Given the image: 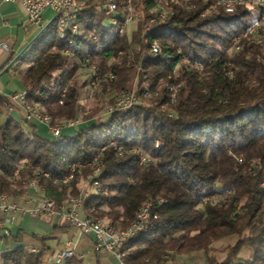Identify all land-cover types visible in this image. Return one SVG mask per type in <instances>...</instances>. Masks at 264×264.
Masks as SVG:
<instances>
[{
    "label": "trees",
    "instance_id": "trees-1",
    "mask_svg": "<svg viewBox=\"0 0 264 264\" xmlns=\"http://www.w3.org/2000/svg\"><path fill=\"white\" fill-rule=\"evenodd\" d=\"M80 1L78 33L67 30L62 38L52 18L9 69L26 87L25 101L41 106L52 124L81 122L71 134L51 138L6 113L0 195H22L34 182L57 210L79 198L84 218L123 229L150 202L143 228L122 243V264H166L194 253L206 264H264V46L242 37L251 12L241 5L226 13L215 0H131L139 18L131 32L120 33L125 0H115L118 24L99 0ZM159 5L167 11L163 19L156 17ZM236 38L240 50L230 54ZM91 67L99 78L95 105L80 117L86 84L75 74ZM130 84L135 103L95 120L104 97ZM9 103L0 94V114ZM72 165L81 167L63 184ZM91 165L100 168L92 181L108 196L82 192ZM230 238L219 259L214 245ZM45 248L19 246L0 254V264H45ZM243 248L247 258L239 257ZM62 264L85 263L73 252Z\"/></svg>",
    "mask_w": 264,
    "mask_h": 264
},
{
    "label": "crops",
    "instance_id": "crops-1",
    "mask_svg": "<svg viewBox=\"0 0 264 264\" xmlns=\"http://www.w3.org/2000/svg\"><path fill=\"white\" fill-rule=\"evenodd\" d=\"M52 15L50 10L44 11L45 24L49 23L47 20ZM37 34L35 27L27 21L25 10L20 3L0 2V43L7 46L6 50H0V94L8 99L15 93L26 91V87L9 69V66L29 46ZM10 57L13 58L11 63L5 65ZM6 113L25 128H36L38 132L47 134L44 125L35 120L26 121L21 110L17 108L12 111L3 109L0 114L1 120L4 119ZM74 128H64L62 133L71 134ZM81 190L85 193L91 192L90 188L83 184ZM38 197L30 188H26L22 195L8 196L10 203H15L21 208L33 207ZM80 217L83 218L81 211ZM0 219H3V214H0ZM40 237L44 238V243L39 240ZM92 240L91 236L81 235L77 229L57 217L50 218L44 215L34 217L16 212L8 222L0 225V254L19 246L33 251L45 245L46 248L42 256V261L45 264H53L56 255L68 248L79 255L85 264H122L112 254L96 253ZM166 264H206V261L202 253H194L176 255L174 261Z\"/></svg>",
    "mask_w": 264,
    "mask_h": 264
},
{
    "label": "built area",
    "instance_id": "built-area-1",
    "mask_svg": "<svg viewBox=\"0 0 264 264\" xmlns=\"http://www.w3.org/2000/svg\"><path fill=\"white\" fill-rule=\"evenodd\" d=\"M229 1V0H228ZM0 2H18L22 5L25 10V15L27 21L35 27L36 31L39 33L45 27V21L43 18V13L45 10H50L53 14V18L56 19L58 27H65V32L68 30L70 32H75L76 26H78L79 20H75V11L76 4L72 3V0H0ZM129 4V12L131 11L130 1H127ZM98 8H101L104 11V14L107 12H115L114 5H100L99 1L96 2ZM156 17L163 19L166 17L165 9L162 6H157L155 9ZM132 15L128 13L126 16V22L133 21ZM152 19L151 21H153ZM264 20V18H262ZM262 21H254L248 24L242 36L258 35L260 30L264 29V24ZM116 23V19L114 21ZM65 34H62V38ZM237 42V38L235 43ZM262 44V43H260ZM238 46L235 48L237 50ZM7 46L3 43H0V50H6ZM201 68V67H200ZM113 79L114 74L108 73ZM91 77L94 79L97 77L95 72L92 71ZM24 93L26 91L18 92L9 97V105L7 111H12L13 109H19L24 113L26 121L35 120L40 124L44 125L47 129V135L51 138H58L61 135V132L64 128H73L79 124V121L74 119L70 120L69 123H51V119L46 118L44 115H37L34 109H29L25 106L24 103ZM92 96V92H90ZM129 102H135L134 93L129 91H124L123 96H121L115 103H111L104 107V114H110L115 111L122 110V106ZM67 176V175H66ZM66 176L63 177L66 178ZM90 179V184L94 192L101 193L106 195V192H100V185ZM31 190L35 192L39 197L37 198L36 203L31 208H21L15 203H10L9 198L5 195H0V214H3V219H0V225L9 221L10 217L19 212L21 214H29L34 217L38 216H47L50 218H62L70 226L77 229L83 236H91L94 251L97 253H109L114 255L120 260L119 250L122 246V243H116L114 241V231H111L106 226H101V224H94V221H90L88 218L80 217V208L81 200L71 201L69 200L68 206H61L59 210L55 208V203L53 201L46 200L45 197L38 193L39 189L35 187L34 183L31 182ZM150 207L151 203H148L147 209L144 213H141L138 217L134 218L131 224L125 228L123 231V242L125 239L129 238L132 234L137 233V229L141 225L145 224L150 217ZM32 252H37L34 249ZM73 254L72 249L63 250L61 253H58L54 259V263H63L64 259L70 257Z\"/></svg>",
    "mask_w": 264,
    "mask_h": 264
},
{
    "label": "rangeland",
    "instance_id": "rangeland-1",
    "mask_svg": "<svg viewBox=\"0 0 264 264\" xmlns=\"http://www.w3.org/2000/svg\"><path fill=\"white\" fill-rule=\"evenodd\" d=\"M127 1L128 0H125V4L127 3ZM130 1V6H131V11L129 12V14L130 15H132V17H133V21H131L130 23H128L126 26H125V30L127 31V32H131L134 28H135V23H136V21H137V19L139 18V12L136 10V8L132 5V2H131V0H129ZM168 1V0H167ZM175 1V0H174ZM173 1V2H174ZM186 1H189V0H178V2H180V3H186ZM208 1H210L211 2V0H202V3L203 4H206V3H208ZM214 1V0H213ZM213 1H212V3H213ZM168 2H170V1H168ZM126 6V5H125ZM163 7V6H162ZM242 7H244L247 11H249V12H251V14H252V19H251V21H250V23L252 22V20H254V19H256V17H257V10H254V8H251V6L250 5H248V4H246V6L245 5H242ZM164 8V7H163ZM212 5H209V6H207V8L205 9V12H203V14L202 15H204V14H206V13H208L210 10H212ZM165 9V8H164ZM165 12H167L166 11V9H165ZM53 18V15H52V17L51 18H49L48 20H47V22H49V20H51ZM262 22V24H264V20H261ZM111 23H112V20H111ZM130 24V25H129ZM262 33V32H261ZM258 33V36L259 37H264V33ZM261 34V35H260ZM242 37H244V36H242ZM247 37H252V36H247ZM245 38V37H244ZM253 38V40H254V42H255V39H254V37H252ZM262 42H264V38H262ZM238 46V50H236L235 48ZM260 46V45H259ZM261 46H264V43H262V45ZM240 50V46H239V40L236 42V43H234V41H233V46H232V48L229 50V53L230 54H233V53H236V52H238ZM197 70H200L199 68H196ZM92 71H94V69L91 67L90 69H87V68H83V69H80V70H78L77 72H76V74H75V77H76V80L79 82V83H85L86 84V87L83 89V91H82V94H81V98H80V105H79V115H80V117H83V116H88L89 114H90V110H91V108L95 105V101L93 100V98H94V94H95V92L97 91V89H98V86H99V82H98V80H99V78L97 77V80L95 81V84H94V86L91 84V79H93V77H91V75H92ZM95 72V71H94ZM96 74V73H95ZM107 76H109L108 74H107ZM109 78V77H108ZM114 78H115V75H114ZM113 78V79H114ZM110 79V78H109ZM113 79H111V80H113ZM124 91H129V92H133L134 93V99H135V101H136V99H137V97H136V93H135V86L134 85H132V84H130L128 87H127V89L126 90H124ZM124 91H122V93L124 92ZM169 91L171 92V96H170V98H171V102H174L175 101V94H176V89L175 88H170L169 89ZM90 92H92V96L90 95ZM121 95V92L120 93H117L116 95H114V93H110V94H108V95H106L105 97H104V102H106L105 104H104V107L106 106V105H109V104H111V103H115L116 102V100L115 99H117L119 96ZM145 95H146V97L147 96H149L150 95V93L149 92H145ZM111 98H113L111 101H110V99ZM26 102V101H25ZM132 103H135V102H132ZM26 104L27 105H30V106H34V105H36V104H28L27 102H26ZM8 107V105L5 107V109ZM104 107H103V111L102 112H104ZM39 111L40 112H42V113H44L43 111H42V109H41V106H39ZM99 115H97L94 119L95 120H100L101 119V117L104 115V113H98ZM0 120H1V118H0ZM76 120H78V119H76ZM79 123L81 122V118H79ZM64 123H67V122H64ZM140 164H146L148 161H149V158L145 155V154H141L140 155ZM255 164H258V162H255ZM90 168H91V172L88 174V175H94L95 176V174H93V171H94V169L96 168V166H89ZM94 168V169H93ZM99 171H100V169H99ZM97 175V174H96ZM80 184H81V186H82V184L83 185H86V186H88L89 188H90V190L91 191H93V189H92V187H91V184H90V182L89 181H87L86 180V177H85V179L84 180H81L80 181ZM262 186H264V184H262ZM107 189V188H106ZM108 191V190H107ZM103 195V194H102ZM104 196H108V194L107 195H104ZM73 198H75V197H72V199ZM222 198V197H221ZM70 200V199H69ZM213 201H217V200H219L217 197H215L214 199H212ZM204 202H206L207 201V199H204L203 200ZM66 204V203H65ZM103 223H107L106 222V220H101ZM118 227H120V226H118ZM121 228V227H120ZM234 242V238H230V239H227V240H224V241H221V242H217L214 246H215V248H216V256L219 258V259H221L223 256H224V249H225V247L228 245V244H232ZM248 254H249V250L248 249H246V248H243L242 249V251L240 252V254H239V257L240 258H247V256H248Z\"/></svg>",
    "mask_w": 264,
    "mask_h": 264
},
{
    "label": "bare ground",
    "instance_id": "bare-ground-1",
    "mask_svg": "<svg viewBox=\"0 0 264 264\" xmlns=\"http://www.w3.org/2000/svg\"><path fill=\"white\" fill-rule=\"evenodd\" d=\"M168 1H170L172 3L174 0H168ZM215 2H216L217 5L221 6L226 13H233L234 10H235V8H236V6H241V5H245L246 6V4H248V5L251 6V8H254V10H257V12H258L257 13V17H256V19H254V21H261L262 18H264V0H229V1L228 0H215ZM72 3L76 4V8H83L84 7V3L81 2L80 0H72ZM99 3H100V5H108V0H99ZM109 5H114L115 12H107L105 15L111 16L112 24H118L117 23V20H116V23H114V21L116 19V18H114V15L117 13V4H116L115 0H109ZM125 5L126 6H125L124 12H123V22L120 23V25L118 26V31L120 33H122L125 30V26L128 23H130V22H126V16H128V13H129V4H128V2ZM80 10H82V9H76V11H75V19H76V14ZM45 26H46V24H45ZM57 28H58V32L60 34L65 33V27H58V23H57ZM78 32H79V25L76 26V33H78ZM261 32L264 33V29L260 30V33ZM72 34H75V32H72ZM250 36L254 37L255 43L258 46L259 45L260 46L262 45L260 43H264V42H262V38H264V37L261 38L258 35H250ZM235 41H236V39L234 40V43H235ZM196 68H199L200 69V66L199 65H195V69ZM108 77L111 79V75H109ZM91 80H92L91 81V84L94 86L95 81L97 80V77L95 79L93 77V79H91ZM25 95H26V93H24V103H25V106H27V108L34 109V111L37 113V115H44L46 118L50 119V117L48 115H46V114H44V113H42V112L39 111V106L38 105H34V106L27 105L26 102H25ZM121 96H123V93L122 92H121V95L117 99H115V100L117 101ZM133 104L134 103H132V102L126 103V104H124L122 106V109H127V108L131 107ZM6 110H7V108H6ZM67 123H69V122H67ZM119 149H121V148H119ZM78 167H81V166L80 165H72L70 167L69 174L66 176V178H64L62 180V183L63 184H67L68 182H70L73 179V177H74V170L76 168H78ZM99 169L100 168L98 166H96V168L93 171V174H98L99 173ZM92 178H93V175H91V174L86 176V180H88V181H90V179H92ZM28 188H31V182L29 183ZM100 192H106V195L108 193L107 192V189L106 188H101V186H100ZM78 199L79 198H73V199L70 198L71 201H78ZM46 200L52 201V200H49V199H46ZM68 205H69V201L65 204V206H68ZM147 207H148V204H146L145 206H143L139 210V212L136 214V216L134 218H136L139 215H141V213H144V211H145V209H147ZM80 211H81V208H80ZM90 221H94V220H90ZM94 224H101V226L108 227L111 231H114V241L116 243H123V231H125V229L120 228V227L119 228L118 227L117 228H113L111 226L105 225L101 221H94ZM143 225H141V227L137 229V233L143 228ZM137 233L132 234L130 237L136 235ZM120 258H121V255H120ZM56 264H62V263H56Z\"/></svg>",
    "mask_w": 264,
    "mask_h": 264
},
{
    "label": "water",
    "instance_id": "water-1",
    "mask_svg": "<svg viewBox=\"0 0 264 264\" xmlns=\"http://www.w3.org/2000/svg\"><path fill=\"white\" fill-rule=\"evenodd\" d=\"M49 23H50V22H49ZM49 23H48V24H49ZM48 24H46L45 27H47ZM42 31H43V30H42ZM39 33H40V32H39ZM39 33L35 36V38L39 35ZM35 38H34V39H35ZM34 39H33V40H34ZM33 40H32V41H33ZM32 41H31V42H32ZM29 45H30V44H29Z\"/></svg>",
    "mask_w": 264,
    "mask_h": 264
}]
</instances>
